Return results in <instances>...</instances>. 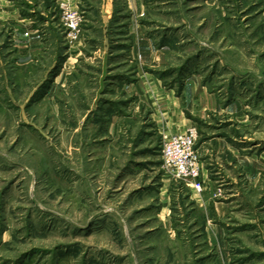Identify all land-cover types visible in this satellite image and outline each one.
Instances as JSON below:
<instances>
[{
  "label": "rangeland",
  "instance_id": "374dc122",
  "mask_svg": "<svg viewBox=\"0 0 264 264\" xmlns=\"http://www.w3.org/2000/svg\"><path fill=\"white\" fill-rule=\"evenodd\" d=\"M28 1L39 49L0 22V264H264V0ZM185 123L201 192L163 162Z\"/></svg>",
  "mask_w": 264,
  "mask_h": 264
},
{
  "label": "built area",
  "instance_id": "2783aa9c",
  "mask_svg": "<svg viewBox=\"0 0 264 264\" xmlns=\"http://www.w3.org/2000/svg\"><path fill=\"white\" fill-rule=\"evenodd\" d=\"M63 25L66 27V38L69 42L81 38L83 17L81 12L67 3L60 4ZM200 133L197 127H190L184 133L169 135L164 138L161 146L163 162L166 169L173 175L189 182L194 190L201 192L202 163L196 149Z\"/></svg>",
  "mask_w": 264,
  "mask_h": 264
},
{
  "label": "crops",
  "instance_id": "0c3cea01",
  "mask_svg": "<svg viewBox=\"0 0 264 264\" xmlns=\"http://www.w3.org/2000/svg\"><path fill=\"white\" fill-rule=\"evenodd\" d=\"M30 5H33L31 1L26 0L25 3L19 2V0H0V22L3 25L11 22L14 26L15 32V48L19 51L20 48H30L28 51L21 52L24 57H28L29 53L33 51L34 47L39 49L40 40L38 36V27L34 22L38 13L35 12ZM28 9V10H26ZM22 58V57H21ZM198 88V87H197ZM195 89L194 82H190L186 84L185 89L183 91V95L187 96L193 92ZM204 92L205 99L211 101L213 99L208 98ZM190 92V93H189ZM210 96V95H209ZM212 101V105H213ZM215 106V104L213 105ZM194 125L190 123H185V128L192 127ZM206 168L204 169L203 176L206 177Z\"/></svg>",
  "mask_w": 264,
  "mask_h": 264
}]
</instances>
